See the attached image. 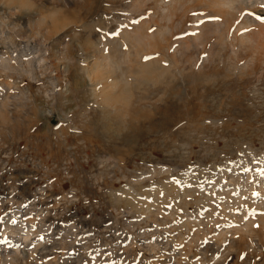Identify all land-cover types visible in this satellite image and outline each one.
Returning <instances> with one entry per match:
<instances>
[{
    "label": "rangeland",
    "instance_id": "rangeland-1",
    "mask_svg": "<svg viewBox=\"0 0 264 264\" xmlns=\"http://www.w3.org/2000/svg\"><path fill=\"white\" fill-rule=\"evenodd\" d=\"M35 1L14 20L25 36L45 39L62 67L54 80L67 95L61 99L46 78L57 72L51 57L46 73L37 68L33 79L0 72V92L8 94L0 115V250L18 256L0 264H264L263 234L228 252L206 247L237 223L231 215L243 200L261 201L264 52L251 61L244 46L236 55L229 36L249 12L264 20V4L248 0L235 16L211 15L210 0H138L141 7L137 0ZM58 8L53 20L66 24L52 33L51 17L47 25L40 15ZM8 13L0 0V14ZM208 18L213 28L203 30ZM128 26L141 28L140 40L108 44ZM9 41L0 38V55ZM104 48L112 50L108 64L109 54L122 52L113 57L121 63L106 66L104 85L124 71L143 81L139 88L131 83L130 111L107 106L106 87L85 70ZM65 49L71 62L58 60ZM144 64L160 71L157 80L141 75ZM195 221L208 231L203 239L194 234Z\"/></svg>",
    "mask_w": 264,
    "mask_h": 264
},
{
    "label": "bare ground",
    "instance_id": "bare-ground-1",
    "mask_svg": "<svg viewBox=\"0 0 264 264\" xmlns=\"http://www.w3.org/2000/svg\"><path fill=\"white\" fill-rule=\"evenodd\" d=\"M1 1L5 4V6H7L8 10H9V13L6 14L8 16L7 18L4 15L0 14V38H1L3 44H6L5 43V40L8 38L10 40L9 42H11V44H12V47H8L9 45L8 46L6 45L7 46V49H6L5 53H3L2 55H0V57H1L0 58V72L3 73L4 75L8 76L9 79L15 78L16 77L15 74L17 75V73L21 77H29V78H32L33 79V78H36L37 77L36 76L37 73H38L37 72V68H39L41 70V72H45V73H46V70L45 69L48 66L50 67V69H53L54 68L55 71H57V72L55 74L47 73L46 74V76H47L46 78H48L49 80H51V82H53V83L56 82V84L59 86V89H58V91L56 93L62 99L64 96L67 95V90L63 89V87H62L63 85L60 84L62 82H59V80L58 81H55L54 80L55 77L59 79L61 77V75H62V74L60 75V72H61L60 68H62V67H60V63L58 64V62H55L53 60V58L50 56V52L46 48L47 44H46V41H45L44 38H40L39 35L38 36L37 35H33L32 37H30L31 34H27L26 33V36L30 37V39L25 40L26 36L23 33L25 31L24 30V26L20 25V23L18 21H15L14 20V18H17V17L20 18V16H23L22 14L25 13V10L23 8H27V9L31 10V8L34 7L37 2L35 0H1ZM161 1L166 2V0H161ZM210 1L213 2V3L210 2V4L212 3L214 6L218 5L216 7H219L220 6V8H218V10L217 9L216 10L215 9L211 10L212 7L215 8L211 4V6H212L211 9H210V14L211 15L212 14L213 15L214 14L217 15L219 13H222L221 11H223V12H226V13H230V15L233 14V15L237 16L238 15V14H236L237 11L239 12L242 9H245L246 1H248V0H210ZM253 1L256 4H260V5L261 4H264V0H253ZM158 2H159V0H158ZM134 3H136V2H134ZM137 3H138V0H137ZM161 3H159V5H160V7H161V9L163 11H164V9H168L169 8L168 5H165L166 3H164V4L163 3L161 4ZM138 4H139L138 6L141 7L140 6V1H139ZM135 7H136V5L134 6V8ZM50 11H51V13L49 12V14H47V15H46V13H42L40 15V20L43 18V16H44V18H45V16H46V18L47 17H51V19L50 18L49 19L52 20V22H50L51 24H49L50 26L48 27V31L51 30V32L53 33V31H57V29L60 30L59 27L63 26L66 23H65V21H62V20L59 21V20H57V19L60 18V16H59V18L53 20L54 18H56L55 16L59 12V8L58 9H53V10L51 9ZM159 13H160V9H159ZM163 13L164 12H162V14ZM63 14L64 13H62L61 15H63ZM204 14H206V12ZM256 16H257L256 14H253V13L251 14V12H249L244 17V19L240 21L239 27L238 28L236 27L237 28L236 31L237 30L239 31V32H237V34L238 33L240 34L239 35V38L236 37L237 34H234V35H230L229 36L230 39H231L230 41H231V44L233 45V47L234 48H238L236 50L233 49V51H235L236 55H238V50L240 48H243L244 46H248L250 48V55H251L250 60L251 61L257 60V59H254L257 56V54L258 53H261V52H264V20L262 18H259L258 16L257 17ZM40 20H38V21H40ZM222 21L223 20H221V22ZM212 22H213V19L212 18H210V19L208 18V19L201 20V22H200L201 23V28L202 27H205L204 29L203 28L202 29L203 30H205V29H208L209 30L210 25H213L215 23V22H213V23ZM45 23H46V21H45ZM217 24L218 23H216V25ZM47 25H48V20H47ZM206 26L208 28H206ZM242 27H244V28L241 30ZM26 29H28V28L26 27ZM140 31H141V28L139 30V27H136V26L135 27L134 26H132V27L131 26H128L127 28H124V29L121 28V29H119L118 34H116L115 37L112 38L113 41H108V44L114 42V43L117 44V48L122 47V45L124 47L127 44V42L129 43V42H133V40H137V41H138V39L140 40V36H141ZM142 34H143V32H142ZM45 36H47V35H45ZM143 36H145V35L143 34ZM22 37H25V38L22 39ZM106 37L109 38L108 35H106ZM31 38H32V40H31ZM141 39H142V37H141ZM203 39H204V37H203ZM106 41H107V39H106ZM134 44H133V46H134ZM132 47H130V48L133 49ZM104 49L105 50L103 51V53H101L102 52V50H101V52H100L101 55H99L98 57H94L93 62L91 64L85 66V70H86L89 78L92 81L96 82V83L98 81V82H100L102 84H103V80L105 78H108L109 77V75H108L109 74V71H108L109 69L106 68V66L109 65L110 63L111 64L113 63L115 65V63L116 64H119V63H117L119 61H120V63L122 62L121 57H116L117 58L116 60H115V58H113L117 54L116 52H113L114 55L113 54H109V59H110L109 61H110V63L108 64L107 61H106V59L108 57L107 54L108 53H111L109 51L111 49H109V50H107L106 48H104ZM113 50H115V49H113ZM128 50H127V52H128ZM61 51H63V50H61ZM68 51H69L68 49H65V53L66 54L61 55L60 58L59 59L57 58V59L59 61L65 59V62L67 61L66 59H68V61L71 62L70 61L71 60V55H69ZM117 52L119 53V54H117L119 56H120V54H122V52L119 49H117ZM131 52H132V50H131ZM138 52H140V51H138ZM129 53L130 52H128V54ZM128 54L126 53V56H128ZM129 55H132V54H129ZM126 56H124V57H126ZM47 57L48 58L51 57L50 58L51 64L49 65V63H48V66H47V64L45 62V60H47ZM130 60H129V62H132ZM61 63H63V62L61 61ZM248 63L249 62H247L246 65ZM111 64H110V66H111ZM147 64L148 65H153L151 63H147ZM148 65H146V64H144L143 66L141 65L142 67L140 68V73H141L142 76L144 75L145 77H147V79L151 78L153 80V79H155L154 78V75H155L156 70L150 69V67ZM48 72H50V71H48ZM157 72H160V71H157ZM110 77H111V75H110ZM116 80L117 79H114L113 82L112 83H109V84L105 80V82L107 84L106 85L103 84L104 87H106V90L104 92V95H103V98L102 99H103V102L107 106L114 107L113 110L114 109L116 111L122 110V112H123V110L125 111V109H127V107L129 105H131V104H129V101H130L131 96L133 97V95H134L133 92H131V90H133L132 87H131L132 86L131 83L132 82L135 83L136 86H138V88H139L141 82L143 83V81H138V78H136V81H132L134 79H132V77H131V72L130 73H125V71L122 72V77L121 78H118L117 81ZM155 80H157V79H155ZM60 81H61V79H60ZM135 84L133 85L134 88H135ZM137 84H139V85H137ZM97 90L98 89H96L94 91L96 92ZM101 93H102V89H101ZM7 106H8V94H7V91H5V92L2 91V92H0V115H2L4 113L5 107H7ZM130 109H131V107L129 109H127L126 111H130ZM119 114H120V112H119ZM119 114H116V115H119ZM2 117H3V115H2ZM0 118H1V116H0ZM4 118H5V116H4ZM67 129H68V127H66V131H69ZM63 130H64V128H63ZM192 187L190 188L191 191H192ZM253 189H255V188L254 187L252 189L250 188V190L252 192L253 191L254 192L257 191V187H256V190H253ZM185 191L186 192L184 194H187V192L189 193V195L192 194V193L189 192L190 190L185 189ZM245 192H246V190H245ZM259 193H261V201L260 202L254 201L253 204H252V201H249L248 199H247L248 201L243 200L245 202L243 203L244 204L243 207L241 206L242 207V211L241 212L239 211L241 213V215H240V213H236V212H235V214L233 213L234 215H231L232 217L235 216V215L238 216L237 218L236 217H233V218H235V221L237 219V223H232V224H234V226L230 222V224L232 226H230L229 229L220 230L219 233H216V237L215 238L213 236H212L213 237L212 239L209 238V240L206 243V245H207L206 247H209V249H211L212 253L214 251H218L220 249H222L223 251L227 249V252H228L229 251L228 249L231 250V248L234 249L233 247H236L235 246L236 242H238V241H244V238L245 237L246 238L247 237H250V242H251V241H255L256 240L254 237H252V235H256V234H260V235L263 234L264 235V187L261 188V190H260ZM257 195H258V193H257ZM242 202L240 200V203H242ZM209 204H210V202H209ZM212 205L209 206L210 209L212 208ZM209 210H207V211H209ZM237 210H238V208H237ZM212 212H214V210H212ZM239 215H240V218H239ZM185 221H186V224L187 223L188 224H191V223L193 224V222H191V219L190 218L185 219ZM203 224H205V222ZM195 226L196 227H194V229L197 230V231L194 234L198 237L197 239L198 240L199 239H203L201 237L202 236L201 235L202 234V231H204V232L206 231L208 233L207 229H205L204 227H201L202 226V222L201 221H200V223L198 225L196 224V221H195ZM224 227H226V226H224ZM224 227H222V229ZM7 244L5 245V250H6V248H8L10 246V245H7ZM252 250H254L253 247H252ZM15 252H16V249H14V251H10V252L9 251L8 252H5V251L0 250V259L5 260V261H9L8 263H10L11 261L12 262L13 261H16L18 259V256L16 254H14ZM10 253H12V255ZM205 257H204V259H206ZM224 260H225V257H224ZM190 261H188V262L186 261L187 263H185V264H191ZM183 263L180 262L179 264H183Z\"/></svg>",
    "mask_w": 264,
    "mask_h": 264
},
{
    "label": "snow or ice",
    "instance_id": "snow-or-ice-1",
    "mask_svg": "<svg viewBox=\"0 0 264 264\" xmlns=\"http://www.w3.org/2000/svg\"><path fill=\"white\" fill-rule=\"evenodd\" d=\"M213 18H215V17H213ZM115 34V33H114Z\"/></svg>",
    "mask_w": 264,
    "mask_h": 264
}]
</instances>
